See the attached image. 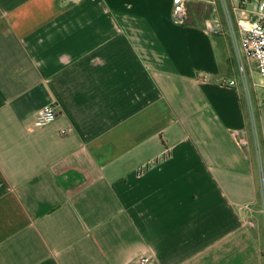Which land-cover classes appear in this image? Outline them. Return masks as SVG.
<instances>
[{
	"label": "crops",
	"instance_id": "crops-1",
	"mask_svg": "<svg viewBox=\"0 0 264 264\" xmlns=\"http://www.w3.org/2000/svg\"><path fill=\"white\" fill-rule=\"evenodd\" d=\"M221 7L181 26L174 0H0V264H264Z\"/></svg>",
	"mask_w": 264,
	"mask_h": 264
},
{
	"label": "built area",
	"instance_id": "built-area-1",
	"mask_svg": "<svg viewBox=\"0 0 264 264\" xmlns=\"http://www.w3.org/2000/svg\"><path fill=\"white\" fill-rule=\"evenodd\" d=\"M189 1L174 0L173 20L177 25L183 26L187 24ZM223 12L225 20L218 18L208 20L206 29L213 35L226 36L231 39L243 76L246 72L244 66L246 61L255 65L259 76V99L264 103V0H254L253 5L246 9L233 7L232 11L225 4ZM242 80L244 83V77ZM222 84L233 88L239 86L237 80L227 78L222 80ZM57 115L58 110L55 104H49L36 114L35 126L37 128L46 127L55 122ZM256 139L255 145L260 161L259 190L264 227V148L260 145L258 136ZM240 212L245 215L244 224L249 228H255L256 221L253 218L255 208L252 205H247L241 207ZM150 261V258H144L140 261V264H148Z\"/></svg>",
	"mask_w": 264,
	"mask_h": 264
},
{
	"label": "rangeland",
	"instance_id": "rangeland-1",
	"mask_svg": "<svg viewBox=\"0 0 264 264\" xmlns=\"http://www.w3.org/2000/svg\"><path fill=\"white\" fill-rule=\"evenodd\" d=\"M222 7L225 4L231 9L233 7H238L242 9L249 8L253 5L254 0H218ZM245 3V4H244ZM221 7V8H222ZM222 20H225L224 12H220ZM227 38L228 48L230 53V58L234 62L235 70L233 76L240 81L241 91L243 93V99L245 104V109L249 121V129L251 132V141L254 149L256 148L255 141L258 140L260 145L264 148V103L259 99V76L255 65L252 62H245V74L241 73L240 64L237 62L232 41L229 37ZM243 77L245 79L243 83ZM263 242H264V229H263Z\"/></svg>",
	"mask_w": 264,
	"mask_h": 264
},
{
	"label": "trees",
	"instance_id": "trees-1",
	"mask_svg": "<svg viewBox=\"0 0 264 264\" xmlns=\"http://www.w3.org/2000/svg\"><path fill=\"white\" fill-rule=\"evenodd\" d=\"M263 256H264V254H263Z\"/></svg>",
	"mask_w": 264,
	"mask_h": 264
}]
</instances>
